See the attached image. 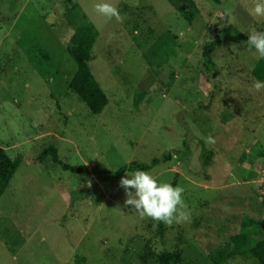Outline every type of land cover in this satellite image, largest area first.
Instances as JSON below:
<instances>
[{
  "label": "rangeland",
  "instance_id": "1",
  "mask_svg": "<svg viewBox=\"0 0 264 264\" xmlns=\"http://www.w3.org/2000/svg\"><path fill=\"white\" fill-rule=\"evenodd\" d=\"M105 2L123 23L95 12ZM194 4L190 23L168 0H0V146L23 157L0 197V264H159L164 250L179 252L180 264H214L210 254L240 232L244 217L262 218L264 202L243 165L264 164V89L253 86L264 81V64L227 32L213 52L215 78L203 45L229 28L247 38L264 32V18L251 14L255 0ZM88 23L97 30L90 68L108 96L100 114L69 86L77 68L70 39ZM186 138L189 163L174 153L146 171L176 179L191 213L163 234L159 222L125 206L119 182L135 171L112 181L98 173L182 151ZM198 139L215 151L207 181L198 175ZM50 144L85 169L39 160ZM225 264L263 263L245 251Z\"/></svg>",
  "mask_w": 264,
  "mask_h": 264
},
{
  "label": "trees",
  "instance_id": "2",
  "mask_svg": "<svg viewBox=\"0 0 264 264\" xmlns=\"http://www.w3.org/2000/svg\"><path fill=\"white\" fill-rule=\"evenodd\" d=\"M183 16L192 23L195 17V4L194 0H168ZM227 32H232L233 36L239 38L242 41H247L246 35L241 33L237 29L229 28L224 30L223 35H218L216 38L208 40L203 45V58L204 66L207 70L212 71L213 76L216 78L219 75V68L213 60L214 50L221 46L225 42L224 36ZM97 39V30L91 24H84L77 27L76 31L70 39V45L68 46V51L72 58L77 63V68L70 79L69 86L73 89L80 98L86 103L88 108L93 114H100L108 103V96L104 91L102 85L95 77L94 73L90 68V61L92 59V49L94 43ZM264 64V59L261 60ZM256 73L259 75L257 70ZM264 79V77L262 78ZM216 92L220 91V85L217 81ZM214 91L212 97L216 94ZM198 142L203 146L200 158L201 170L198 175L207 181L211 178L208 170L213 168L215 165V151L212 148H207L204 145L202 139H198ZM183 153V156L187 158V163L190 162V157L192 155L191 146L189 145V139L184 140V149L182 151L177 150L176 152L168 151L165 152L161 157H154L149 162L133 160L128 164H124L117 168L116 170H105L99 172L98 174L106 181H112L121 178L126 171H137L143 170L148 171L159 165L162 162L170 161L174 153ZM51 156L52 160L59 164L64 170H69L72 172H82L86 165L81 164L78 166L64 162L58 153V148L55 144H50L45 147L40 154L39 160H44L47 156ZM258 155L264 156V147L260 145L258 148ZM23 160L22 156H17L12 158L6 152V150L0 146V197L9 183L12 181L14 175L16 174L19 166ZM252 172V171H251ZM254 173L252 172V178ZM176 180V179H175ZM171 182L173 186L176 185V181ZM256 186V184H255ZM258 191V189H257ZM259 195V194H258ZM264 202V200H263ZM255 219L251 216H246L242 220L240 232L234 235L229 241H226L223 245L217 247L211 254L210 258L214 264H225L230 259L234 258L240 253L245 251L254 252L257 258L262 261L264 259V215L260 218L257 223ZM257 225V229L254 226ZM159 227L161 233H165L166 224L159 222ZM259 233L262 236H259ZM256 235L259 237H256ZM181 254L176 251L164 250L159 254V264H180Z\"/></svg>",
  "mask_w": 264,
  "mask_h": 264
},
{
  "label": "clouds",
  "instance_id": "3",
  "mask_svg": "<svg viewBox=\"0 0 264 264\" xmlns=\"http://www.w3.org/2000/svg\"><path fill=\"white\" fill-rule=\"evenodd\" d=\"M94 10L109 21L114 18L117 22L123 23L126 18L111 3H97ZM251 14L264 18V0H255ZM247 45L249 50H255L258 58L264 59V32L256 30L249 32ZM253 86L260 91L264 89V81H256ZM205 142L216 143L213 136H208ZM119 183L127 197L125 206L133 207L141 218H151L168 226L174 223L183 224L190 220L191 213L183 198L182 187L160 182L152 174L143 170H137L131 176L127 173Z\"/></svg>",
  "mask_w": 264,
  "mask_h": 264
},
{
  "label": "built area",
  "instance_id": "4",
  "mask_svg": "<svg viewBox=\"0 0 264 264\" xmlns=\"http://www.w3.org/2000/svg\"><path fill=\"white\" fill-rule=\"evenodd\" d=\"M243 166L245 169L250 170L254 173L252 179L256 181V188L258 189V194L262 198V200H264V164L258 163L256 165H251L250 167H247L246 165Z\"/></svg>",
  "mask_w": 264,
  "mask_h": 264
}]
</instances>
